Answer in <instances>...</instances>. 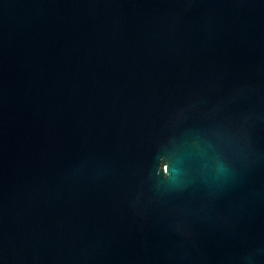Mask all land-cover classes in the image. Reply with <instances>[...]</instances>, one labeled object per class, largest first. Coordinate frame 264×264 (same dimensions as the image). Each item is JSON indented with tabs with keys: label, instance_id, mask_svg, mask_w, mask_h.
<instances>
[{
	"label": "water",
	"instance_id": "obj_1",
	"mask_svg": "<svg viewBox=\"0 0 264 264\" xmlns=\"http://www.w3.org/2000/svg\"><path fill=\"white\" fill-rule=\"evenodd\" d=\"M0 264H264V0H0Z\"/></svg>",
	"mask_w": 264,
	"mask_h": 264
}]
</instances>
